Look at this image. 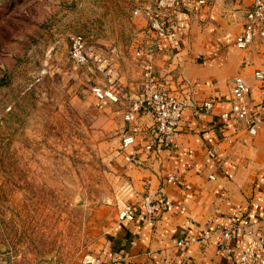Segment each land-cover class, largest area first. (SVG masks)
Listing matches in <instances>:
<instances>
[{"label": "crops", "instance_id": "1", "mask_svg": "<svg viewBox=\"0 0 264 264\" xmlns=\"http://www.w3.org/2000/svg\"><path fill=\"white\" fill-rule=\"evenodd\" d=\"M139 3L147 5L146 0ZM251 4L252 0H206L200 7L196 0H180L167 12L168 36L158 42L153 68L165 88L185 99L187 106L171 147L156 151L145 149L153 123L148 113L140 118L134 145L121 147L122 138L131 133L122 114L141 90L134 53L150 39L146 19L134 16L135 8L126 9L132 32L125 42L128 47L119 48L113 39L102 52L101 86L118 92L120 102L107 105V131L115 142L105 153L112 184L94 212L103 227L92 256L95 264H238L250 246L246 235L225 244L216 238L199 240L203 230L228 226L238 216L250 222L255 236H264V125L250 136L246 124L225 125L220 118L231 108L235 77L250 86L253 103L261 100L253 72L263 63L264 45L259 40L247 50L234 45ZM207 101L213 103L212 111L198 109L195 114ZM170 176L178 181L168 183ZM145 198L154 207L153 220L140 207ZM165 200L171 204L168 209L163 207ZM124 206L133 208V221L118 219ZM189 238V244L177 245ZM248 256L264 264V245Z\"/></svg>", "mask_w": 264, "mask_h": 264}, {"label": "rangeland", "instance_id": "2", "mask_svg": "<svg viewBox=\"0 0 264 264\" xmlns=\"http://www.w3.org/2000/svg\"><path fill=\"white\" fill-rule=\"evenodd\" d=\"M139 2L0 0V264L93 258L103 233L94 212L112 184L105 153L115 142L113 103L92 88L103 87L109 41L128 47L126 9ZM73 35L85 40V65L69 58Z\"/></svg>", "mask_w": 264, "mask_h": 264}, {"label": "built area", "instance_id": "3", "mask_svg": "<svg viewBox=\"0 0 264 264\" xmlns=\"http://www.w3.org/2000/svg\"><path fill=\"white\" fill-rule=\"evenodd\" d=\"M198 6L206 4V0H196ZM147 5L135 8L134 16H143L147 21V31L150 39L146 46L136 48L134 58L138 62L141 72L140 92L129 102L128 107L123 112V120L130 125L131 133L124 136L121 141L123 149L129 148L136 142V135L140 131V118L143 113L151 115L153 123L149 128L150 139L145 145L148 151L166 150L173 143V136L177 132L183 118L184 110L187 106L186 100L177 97L174 93L165 88L163 80L158 77L153 68V60L159 47V41L168 36V26L165 23L167 12H170L180 0H146ZM259 40L264 45V0H252L251 6L244 14V26L242 32L234 39V45L240 50H247ZM70 51L69 58L76 66L85 65L88 62L86 54V43L81 35H73L69 38ZM254 79L259 85L261 100L258 103L251 101V88L242 77H235L231 81L230 104L231 108L227 112L220 114V118L225 125L232 123L246 124L247 133L254 136L259 127L264 125V60L261 66L254 70ZM94 97L101 103H118L119 94L110 87H93ZM210 112L213 103L204 102L200 108L195 109V114L199 110ZM134 157H126L132 162ZM213 179V176H210ZM168 183L178 181L177 176H170L166 179ZM140 207L144 216L148 220H153V205L148 198L140 202ZM164 208H170L171 204L165 200ZM136 214L131 206H126L120 210L118 218L120 221L131 222ZM244 234L250 239L248 251L243 254L238 264H255L249 258V254L264 245V236L257 237L251 230L250 222L243 216L233 219L230 225H215L202 231L199 236L200 241H207L216 238L217 241L225 244L229 240ZM192 239L179 240L178 246L189 244ZM228 251L230 248L223 245ZM93 258L84 261V264H95Z\"/></svg>", "mask_w": 264, "mask_h": 264}]
</instances>
